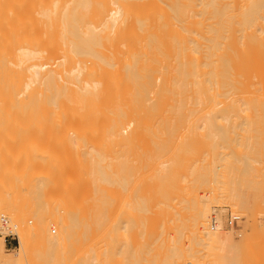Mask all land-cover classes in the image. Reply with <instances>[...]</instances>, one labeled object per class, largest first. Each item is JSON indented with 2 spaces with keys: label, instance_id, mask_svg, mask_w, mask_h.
<instances>
[{
  "label": "bare ground",
  "instance_id": "1",
  "mask_svg": "<svg viewBox=\"0 0 264 264\" xmlns=\"http://www.w3.org/2000/svg\"><path fill=\"white\" fill-rule=\"evenodd\" d=\"M43 129L63 133L49 143ZM260 129L264 0H0V211L18 221L15 252L0 230V264H90V230L106 218L92 194L128 161L140 186L188 195L166 264H236L223 210L196 194L211 182L242 221L263 207L264 150L238 147ZM106 137L135 147L124 168L120 149L95 141ZM20 184L39 204L27 213Z\"/></svg>",
  "mask_w": 264,
  "mask_h": 264
},
{
  "label": "rangeland",
  "instance_id": "2",
  "mask_svg": "<svg viewBox=\"0 0 264 264\" xmlns=\"http://www.w3.org/2000/svg\"><path fill=\"white\" fill-rule=\"evenodd\" d=\"M33 133L40 135V139H42L44 142L50 143L57 141V139L51 137L52 134L63 133V131L53 130V129H43L39 131L35 130L33 131ZM256 133H264V129L257 130ZM95 141L98 142L103 147H112V148L120 149L117 155L123 156L120 157L123 159L121 165L122 163L124 165L127 163V161L126 163H124L125 157L130 160L133 157V153L135 151L134 146H130V145L120 146V144L116 142V139H112L111 137H106L104 139H97ZM183 141L180 142L181 144L179 145L181 147L183 146L184 149H189L191 145L187 142L184 143ZM153 144H154L153 142L151 145L149 144L150 147ZM179 145H175V146L180 147ZM215 146L218 147V145ZM252 146L256 147V149L260 147V149L264 150V137L257 138L251 141L244 140L242 141V144H240L238 147L244 150H247L249 148L250 151L255 152ZM121 150L124 152V153L122 152L123 154H121ZM124 155L126 156L124 157ZM129 155L130 157L131 156L132 157L129 158ZM129 163L132 165V167L134 166L129 161L125 166L126 169L122 165V167L124 168V172H126V174L123 172V170H121L120 171L122 176L121 178L119 175L120 173L119 174L117 173L115 177L110 178L111 181L109 180L110 182L106 184V187L104 190H102V192L94 191L93 194L91 193L93 196H95V198L93 199L94 201L92 200L90 203L93 207L92 212L94 213V216L103 214L102 216L106 217L105 220H101L104 221L105 223L103 222L102 224L100 223L101 226H104V228H106V230L103 232L102 235L98 234L96 228H100L101 226L98 224L99 220L97 222V220L94 219L96 222V228L90 230V246L91 244H93L92 245L93 247L91 246L92 249L90 248L91 251L90 254L94 257L91 259L90 256V264H166V261L169 257V251L167 249V245L168 243H170L169 234L172 233L173 231L172 228H174L175 226L174 220H176L175 218L176 211H179L183 215L189 214L190 210L193 212L192 207H190L189 210L186 207L187 204L185 202H182L183 197L184 196L188 197V195H186L184 192L178 191L179 189L177 190V188H174L172 190L166 188L169 190L167 192V190H164L163 188L161 190L158 189L161 188L160 187L161 185L160 186L158 185L159 186L158 188L156 187L157 186L156 185L155 186L157 188L156 191L155 187L154 189H152L153 184L151 185V188H149L150 187L149 184L151 183L150 180H149L150 183H148L147 186L141 184L142 186L144 185L146 187L143 188L142 186H140V183L142 182L138 181L139 179L137 178V175H135L134 169H132ZM129 176H131L132 178H130ZM122 178L125 179L126 181L123 180ZM161 178H165V177H161ZM119 179L120 181H118ZM174 179L176 180V178ZM165 180H167V178H165ZM11 181L13 183L16 182L17 180L11 179ZM159 181L161 182L162 180ZM168 181H170V179ZM209 184L210 186L206 183L202 184L201 185L202 187H200L196 195L198 197L211 196L212 199L211 197H209L212 200L211 204L214 207L216 206L215 207L216 209L223 210V217L226 222L225 229L229 231L231 229L234 242L237 241L236 244H238V242L240 243L239 244L240 248L239 249L237 248L238 250L236 249V251H234L233 253V257L235 258L236 264H264V205L262 208L261 205H257L258 207L255 206V208L253 207L254 205L250 206L249 207L250 209H247L245 211L248 213V216L244 221L238 218L234 225L229 226L227 222L230 215L234 216L233 214L234 206L231 205V203H228L227 199H224V201H220V202L216 201L214 198L216 196H222V193H220L217 188L216 190L215 188H213L214 190L211 189L212 188L211 182ZM20 185L16 187L17 192L21 196L20 208L25 213H27V211L38 207L39 204L37 205L35 200H30L28 199V196L25 195L26 192L29 190V187H27L28 185H23V184ZM137 187H139V189ZM159 202L161 203V205L156 206V204ZM142 205L143 206L146 205V206L141 208ZM2 212L5 214L4 211ZM5 215L9 217L12 224L18 223V221L12 218L9 213H6ZM214 215H215L214 213H211L210 218H212V216ZM102 216L100 215V217H97V219L98 218L100 219ZM103 217L101 219H103ZM146 220L150 221L149 226L145 225L146 224L145 222H147ZM32 223H35V220L33 222H28L29 225H33ZM19 228H20V223H19ZM50 231H53L52 234L54 235H56L59 232L58 228H55L54 226L50 227ZM128 236L129 239L127 238ZM102 238L108 240L111 245L108 246L109 248L106 250L100 249L99 252L97 251L95 252V250H98L99 240H102ZM162 239L165 242H163ZM126 241H129V243H131L130 245L131 250H128L129 248H126L124 246L125 243H128ZM184 242L186 243V241ZM247 242L249 244L248 246L246 245ZM161 244L163 247L161 246L158 248V246ZM245 245L246 247H244ZM17 246H18V238L15 242L13 241L12 244H6V251L13 253L16 251ZM151 247L153 249H150ZM246 248L248 249L246 250ZM149 250L151 253L149 252ZM204 251H206L205 254L208 253L207 250ZM210 253L211 251H209L208 253L209 256L207 255L208 258H213L212 255L213 254L215 255V253L211 254L212 257L210 256ZM31 255L32 254H30V256ZM33 255H35L36 257L38 254L35 252ZM30 256L28 260L37 259L35 257L32 256L30 257ZM5 257L6 258L8 257L7 254H5ZM188 260L189 258H187L186 254L181 255L180 258L181 264H186Z\"/></svg>",
  "mask_w": 264,
  "mask_h": 264
},
{
  "label": "built area",
  "instance_id": "3",
  "mask_svg": "<svg viewBox=\"0 0 264 264\" xmlns=\"http://www.w3.org/2000/svg\"><path fill=\"white\" fill-rule=\"evenodd\" d=\"M237 216H232L230 215L228 219V225H234L237 220ZM0 230H5V238H6V244H12L13 241L15 242L17 240L16 234L13 231V228L11 226V221L9 217L5 216L1 211H0Z\"/></svg>",
  "mask_w": 264,
  "mask_h": 264
}]
</instances>
